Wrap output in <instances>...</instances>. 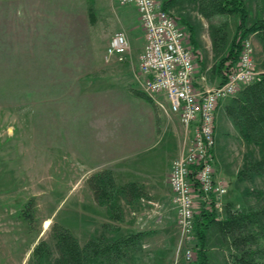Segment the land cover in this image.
Returning a JSON list of instances; mask_svg holds the SVG:
<instances>
[{
  "label": "rangeland",
  "instance_id": "374dc122",
  "mask_svg": "<svg viewBox=\"0 0 264 264\" xmlns=\"http://www.w3.org/2000/svg\"><path fill=\"white\" fill-rule=\"evenodd\" d=\"M74 3H81L82 7L81 17L76 19L87 24L84 9L96 5L100 15L114 22L110 21L108 28L119 26L115 14H119L122 4L118 0H0V264H34L35 248L42 241L57 257L54 235L62 226L68 228L81 245L102 231L117 237L144 230L149 234L137 244L141 246L132 247L130 256L121 260L123 264H190L183 258V249L179 254L177 252L179 229L172 199L163 207L156 206L147 195L140 202L120 201L121 219H112L99 204L96 207L100 211L96 215L90 214V209L95 207L91 183L94 174L85 169L87 165L83 156L73 149L75 124L69 116L72 108L63 107L72 99V93L65 91L64 80L65 72L73 70L75 75L71 78H75L79 85V79L86 76L90 66L86 55H101L103 45L98 38L99 30L96 27L81 28L85 31L77 40L70 34V41L58 47L59 52L70 50V54L76 57L83 54L80 56L82 60L74 59L73 62L80 65L73 69L65 66L69 60L66 55H39L36 46L31 55L30 45L24 41L25 22L34 15L33 8L28 11L30 6L50 16H54L50 12L53 10L66 18L69 13L66 8ZM184 7L176 6L170 11L179 18L180 24L183 25L180 18H186L196 27L198 44L193 48L199 55L197 65L201 62L197 70L205 75L206 84L216 85L220 79L214 69L226 50H214L210 24L227 22V31L232 37L237 18L217 17L210 21L192 4ZM43 18L47 20L46 16ZM183 26L188 33V27ZM117 31L126 33L124 29ZM250 38L260 74L264 71V49L255 34ZM26 41L28 43V39ZM88 79L90 82L93 78ZM128 92L122 87L117 94L126 98ZM236 96L237 93L224 99L218 107L216 155L219 176L230 183L224 197L225 208L232 203L239 209L246 202L253 204L256 201L253 195L242 196L249 183L235 181L244 155L249 150L255 153L258 148L247 146L227 113L226 106ZM169 132L175 133L178 143L175 129L171 128ZM187 137L184 144L188 143ZM256 186L262 188L263 183L258 180ZM152 206L159 209L158 213L153 211L154 216L149 215ZM47 220L50 224L45 227ZM215 241L210 246L213 260L221 262L228 251L220 241Z\"/></svg>",
  "mask_w": 264,
  "mask_h": 264
},
{
  "label": "crops",
  "instance_id": "0c3cea01",
  "mask_svg": "<svg viewBox=\"0 0 264 264\" xmlns=\"http://www.w3.org/2000/svg\"><path fill=\"white\" fill-rule=\"evenodd\" d=\"M81 8V3H74L69 9L67 7L68 19L58 13L55 14L53 10L50 12L54 13V16H50L47 12L30 6L28 11L32 9L34 15L25 22L27 25L24 41L30 45L31 53L36 46L39 47V55H66L65 58L69 60L65 66L73 69L80 65L74 63V59L82 60L80 56L83 54L76 57L77 55L70 54V50L66 53L59 52L58 47L70 41V34L77 40L78 35H83L85 31H81V28L96 27L99 30L98 38L103 45L101 55H86L90 63L86 76L93 79L89 82L84 75L81 77L82 80L79 79L78 85V81L71 78L75 72L69 69L70 73L65 72L64 84L67 86L65 91L72 93V99L63 107L72 108L69 116L75 124L73 149L83 156L87 165L85 169L94 174V177L103 174L104 171H110L118 186L134 183L140 188L139 194L132 190L126 198L122 196L121 201L140 202L147 195L150 201L157 204L156 206L163 207L172 199L168 179L171 165L184 146L185 132L183 133L184 128L178 115L166 114L140 86L139 55L146 39L137 8L133 5H122L118 10L119 14H115L119 26L112 29L108 28L110 18L108 17V20L100 15L96 5L84 9L86 15L83 16L87 17V24L82 19L81 21L76 19L77 16L81 17ZM45 16L46 21L43 18ZM121 29L127 33L131 51L122 62L114 58L110 63H106L104 55L110 39ZM85 34L86 32L84 36ZM200 65L201 62L198 68ZM214 71L216 72V68ZM201 74L203 72L197 70L198 85ZM216 75L221 81L217 72ZM205 85L209 86L206 83ZM122 87L130 91L126 98L117 94ZM159 99L164 101L163 95H159ZM171 128L175 129L179 138L178 143L175 133L169 132ZM93 198L95 207L90 209V214L96 215L100 211L96 207L99 203L96 196L92 195ZM103 207L105 213L109 214L108 208ZM155 210L158 213L159 209L152 206L149 215L154 216Z\"/></svg>",
  "mask_w": 264,
  "mask_h": 264
},
{
  "label": "trees",
  "instance_id": "16d2710c",
  "mask_svg": "<svg viewBox=\"0 0 264 264\" xmlns=\"http://www.w3.org/2000/svg\"><path fill=\"white\" fill-rule=\"evenodd\" d=\"M162 2L166 10L176 6L183 9L185 4H192L193 8L210 21L217 17L237 18L232 37H229L227 22L210 24L214 50H226L215 66L221 80L226 78V71L237 65L243 42L251 34L257 36L264 49V0ZM180 19L183 25L188 27L189 39L194 47L198 44V31L189 20ZM226 110L247 146L254 145L258 148L257 152L249 150L244 155L242 168L236 174L235 181L249 183L252 187L245 185L242 196L253 195L256 201L253 204L246 202L239 209L228 203L222 217L218 216L212 203L208 206L202 203L195 217V257L190 264H264V71L254 82L239 90L232 103L226 106ZM258 180L263 183L262 188L256 186ZM92 186L98 203L108 208L112 219H121L122 196L126 198L132 190L137 194L140 192V188L134 183L118 186L110 171L93 177ZM147 234L149 233L143 230L111 237L102 231L81 245L78 238L62 226L56 229L54 235L57 257L53 256L49 245L42 241L35 248L34 264H123L121 260L130 256L132 247L141 242ZM215 240L220 241L228 251L221 262L213 260L210 246Z\"/></svg>",
  "mask_w": 264,
  "mask_h": 264
},
{
  "label": "built area",
  "instance_id": "2783aa9c",
  "mask_svg": "<svg viewBox=\"0 0 264 264\" xmlns=\"http://www.w3.org/2000/svg\"><path fill=\"white\" fill-rule=\"evenodd\" d=\"M118 1L137 8L145 31L146 41L138 64L141 88L166 114L178 115L188 136V143L171 165L168 180L177 212V252L183 249V258L191 262L195 257L197 209L202 203L205 206L212 203L219 217L225 211L224 197L230 183L217 170V110L224 99L258 78L254 45L250 37L245 39L239 61L225 72L226 78L209 87L201 74L199 86L196 84L199 55L186 29L163 7L162 0ZM130 49L126 33L116 31L107 46L105 60L116 58L122 62ZM159 95H163L164 101H160Z\"/></svg>",
  "mask_w": 264,
  "mask_h": 264
},
{
  "label": "bare ground",
  "instance_id": "6f19581e",
  "mask_svg": "<svg viewBox=\"0 0 264 264\" xmlns=\"http://www.w3.org/2000/svg\"><path fill=\"white\" fill-rule=\"evenodd\" d=\"M49 224H50V220H47V221L45 222V227H47Z\"/></svg>",
  "mask_w": 264,
  "mask_h": 264
}]
</instances>
